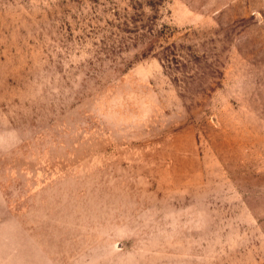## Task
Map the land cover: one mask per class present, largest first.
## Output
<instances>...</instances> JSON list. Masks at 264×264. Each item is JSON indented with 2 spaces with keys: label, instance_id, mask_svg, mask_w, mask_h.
Here are the masks:
<instances>
[{
  "label": "rangeland",
  "instance_id": "rangeland-1",
  "mask_svg": "<svg viewBox=\"0 0 264 264\" xmlns=\"http://www.w3.org/2000/svg\"><path fill=\"white\" fill-rule=\"evenodd\" d=\"M0 264H264V0H0Z\"/></svg>",
  "mask_w": 264,
  "mask_h": 264
}]
</instances>
